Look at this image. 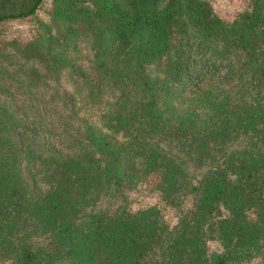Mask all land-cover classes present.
Listing matches in <instances>:
<instances>
[{
  "label": "trees",
  "instance_id": "obj_1",
  "mask_svg": "<svg viewBox=\"0 0 264 264\" xmlns=\"http://www.w3.org/2000/svg\"><path fill=\"white\" fill-rule=\"evenodd\" d=\"M42 2L0 0V23ZM247 4L51 0L0 43V264H264V0ZM141 184L174 225L129 207Z\"/></svg>",
  "mask_w": 264,
  "mask_h": 264
},
{
  "label": "rangeland",
  "instance_id": "obj_2",
  "mask_svg": "<svg viewBox=\"0 0 264 264\" xmlns=\"http://www.w3.org/2000/svg\"><path fill=\"white\" fill-rule=\"evenodd\" d=\"M220 15L227 16L243 10L248 6L249 0H209ZM51 10V0H43L41 6L33 17L17 20H8L0 23V43H5L11 39H17L25 42L30 39L36 31V21H48L49 11ZM129 207L132 210L143 208L145 206L156 205L162 212L169 225H174L178 210L167 202L163 201L157 190L147 184H141L137 188L127 192ZM210 247L218 248L216 244H210ZM150 259V258H149ZM2 264V263H1ZM4 264H9L5 262Z\"/></svg>",
  "mask_w": 264,
  "mask_h": 264
}]
</instances>
